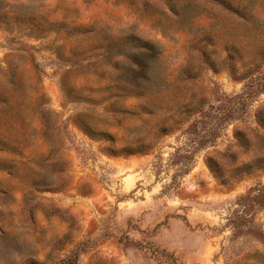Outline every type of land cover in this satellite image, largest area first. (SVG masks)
<instances>
[{
	"label": "rangeland",
	"instance_id": "374dc122",
	"mask_svg": "<svg viewBox=\"0 0 264 264\" xmlns=\"http://www.w3.org/2000/svg\"><path fill=\"white\" fill-rule=\"evenodd\" d=\"M0 264H264V0H0Z\"/></svg>",
	"mask_w": 264,
	"mask_h": 264
},
{
	"label": "trees",
	"instance_id": "16d2710c",
	"mask_svg": "<svg viewBox=\"0 0 264 264\" xmlns=\"http://www.w3.org/2000/svg\"><path fill=\"white\" fill-rule=\"evenodd\" d=\"M133 39L136 40V41L141 42L140 43L141 44L140 45L141 46V49L145 52V55H146V58H147L146 63L139 64L138 65V70H137L139 72L138 74H140L141 78L144 81L146 79V77H147L146 72H147L148 66L150 64V61L152 59H154L155 57H157V55H158V49L152 43H149L147 41H142V40H140V39H138L136 37H133ZM137 85L139 87L142 86V82L138 83ZM164 130H165V128H164ZM111 145L112 146L114 145V142L113 141H111ZM123 149L129 150L128 148H123Z\"/></svg>",
	"mask_w": 264,
	"mask_h": 264
}]
</instances>
